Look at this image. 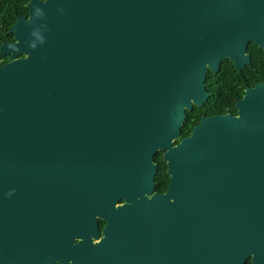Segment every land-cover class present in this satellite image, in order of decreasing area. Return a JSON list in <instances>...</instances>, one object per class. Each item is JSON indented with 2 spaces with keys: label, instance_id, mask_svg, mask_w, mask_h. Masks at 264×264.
Instances as JSON below:
<instances>
[{
  "label": "water",
  "instance_id": "1",
  "mask_svg": "<svg viewBox=\"0 0 264 264\" xmlns=\"http://www.w3.org/2000/svg\"><path fill=\"white\" fill-rule=\"evenodd\" d=\"M10 33L0 264L21 230L29 264H264V83L176 143L208 73L264 47V0H31Z\"/></svg>",
  "mask_w": 264,
  "mask_h": 264
},
{
  "label": "trees",
  "instance_id": "2",
  "mask_svg": "<svg viewBox=\"0 0 264 264\" xmlns=\"http://www.w3.org/2000/svg\"><path fill=\"white\" fill-rule=\"evenodd\" d=\"M31 0H0V47L4 42L13 41L14 35L10 33L11 27L15 24L19 17L28 15V3ZM8 63V57H3L0 55V65H5ZM263 71V68H260ZM222 76L215 75L210 72L207 77L206 87L207 91L211 92L213 96L227 95L232 96L231 100L223 101L220 98L211 99L207 104L211 108L229 106L234 110V105L237 100H240L244 93V85L240 82L245 81L239 76V74H234L231 63L224 62L222 65ZM246 84L253 85L255 81L246 79ZM206 104V106H207ZM224 112V111H222ZM188 117L185 125L183 126V137L190 134L193 125L200 121L201 115L199 114L196 118L192 117L191 112H188ZM182 137H180L176 143L180 142ZM156 163L158 164V173L156 177V191H164L168 183L167 165L163 161L162 154L156 155ZM246 264H252L248 261Z\"/></svg>",
  "mask_w": 264,
  "mask_h": 264
},
{
  "label": "flooded vegetation",
  "instance_id": "3",
  "mask_svg": "<svg viewBox=\"0 0 264 264\" xmlns=\"http://www.w3.org/2000/svg\"><path fill=\"white\" fill-rule=\"evenodd\" d=\"M263 38H264V36H263ZM263 41H264V39H263ZM246 55L250 56V63L247 64L245 67H243L241 70L237 69V67L234 65V63L229 58H226L225 60L222 61V64H221V67L219 69L218 74L214 73L215 75L222 76L223 74L221 72V69H222L223 63L224 62L231 63L234 74H239V76L245 80V81H243V83H242V81L240 82L241 85H244L243 96H244L247 88H252L256 84H263L264 83V47L259 45L254 40H250L248 42V44L246 45ZM8 61H9V59H8ZM260 68H263V71L260 70ZM246 79L258 80V81H255L253 83V85H249V84H246V81H247ZM209 94H210L209 100L204 104V106H202V107H196L195 106L193 108V110L191 111V113H193L192 117H194V118H196L199 114L201 115L200 121L197 124L193 125V127L191 128V132L195 126H197L201 123L203 118H211L214 116H223V115H228V114L236 116L238 114V110L236 109V104L238 103V101H240L243 98V96L240 100L236 101V103L234 105V109H235V112H234V110H232V108H230L228 105L224 106V107H218L217 106L215 108H211V106L209 104H207L211 99H217V98H220L223 101L229 102L231 100L232 96H227V95L213 96L211 92H209ZM206 104H207V106H206ZM222 111H224V112H222ZM187 117H188V114H187ZM186 121H187V118H186ZM186 121H185V123H186ZM185 123H184V125H185ZM191 132H190V134H191ZM182 135H183V131L180 135V137H182V139L189 136V135H187L186 137H183ZM161 154L163 157V152H161ZM169 183H170V177L168 176V183L166 185L165 190L162 192L156 191V190L155 191L159 192L161 194L166 193L168 190V187H169ZM124 203H125V201H123V200L119 201V205H122ZM106 224H107L106 221L99 219V234L101 236L103 235V229H104ZM94 242L97 243V242H99V240L94 239ZM27 253H28V243L24 237V230H21L16 245H12L11 251L7 253V255L9 256L8 260H7L8 264H29L28 257L25 258V255ZM93 259L95 262L97 261V258L93 257ZM104 259L106 261V264H119V260L115 256H111L109 254H106L104 256ZM99 260L100 259H98V261ZM44 263L45 262L43 261V263H39V264H44ZM123 263H124V261H123ZM55 264H73V262H72L71 257H67L64 260V262H55Z\"/></svg>",
  "mask_w": 264,
  "mask_h": 264
}]
</instances>
